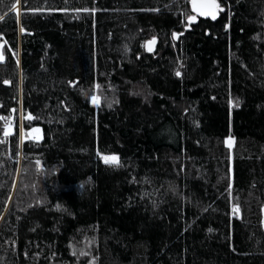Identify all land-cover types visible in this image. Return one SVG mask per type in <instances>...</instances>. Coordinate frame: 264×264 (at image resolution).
I'll return each instance as SVG.
<instances>
[{
    "label": "trees",
    "instance_id": "16d2710c",
    "mask_svg": "<svg viewBox=\"0 0 264 264\" xmlns=\"http://www.w3.org/2000/svg\"><path fill=\"white\" fill-rule=\"evenodd\" d=\"M217 1L0 3V264H264V0Z\"/></svg>",
    "mask_w": 264,
    "mask_h": 264
},
{
    "label": "snow or ice",
    "instance_id": "6c2138e0",
    "mask_svg": "<svg viewBox=\"0 0 264 264\" xmlns=\"http://www.w3.org/2000/svg\"><path fill=\"white\" fill-rule=\"evenodd\" d=\"M0 3H3V0H0ZM18 3H19V0H14V2L11 3L10 8H9V11L17 13V16L19 15V10L17 7ZM191 5H192V9H191L192 12L196 13L199 16H205V17L210 16L212 19L216 18V14L218 11L224 10L220 6V4L217 3V0H206V2H201V0H191ZM78 11H80V10H78ZM82 11H89V10L83 9ZM5 15H7V13ZM5 15H0V21H2L5 18ZM196 19H197L196 15H190V14L186 15V25H185L186 28L190 27L191 24L196 21ZM20 31L23 33L25 31V29L23 27H21ZM181 35H183V32H181V33L173 32L171 35V38H172V40L175 41V40H178L179 36H181ZM156 43H157V40L155 37H153L150 41H147L142 46L145 47L148 52H152L154 50V45ZM3 48H4V44L0 43V49H3ZM4 59H5V54L3 51H0V62L4 61ZM175 74L178 77L181 75L180 71H176ZM4 83L8 84L9 81H4ZM69 84H70V86L75 87V84L73 82H69ZM95 87H96V89L100 88L99 85H96ZM90 99H91V103L94 106H96V107L100 106V96L99 95L92 94ZM108 106L111 107L110 104ZM16 111H17L16 109H12L13 113H15ZM23 119L31 121V120L37 119V117H35L31 114H28V115H24ZM0 120L5 121L3 136L5 138H7L8 136H10L12 134V132H11V127H12L11 118L0 116ZM34 133L37 135H33ZM39 133H40L39 128H33L30 132L24 133V135L20 138L21 143L23 142L24 139H32V140L38 141L40 139V136L38 135ZM4 143H6V140L0 139V144H4ZM224 143L228 148H232L233 139L231 137L226 138ZM97 155L100 157V159L103 161V163L105 165H108L111 167H121L122 166L121 162H120V158L117 155H101L99 152L97 153ZM8 159H13V157L9 156ZM16 163L19 164V152H17ZM35 165H36L37 172H41L42 171L41 162L39 160H36ZM0 187H3V185H0ZM230 190H231V186H229V191ZM57 208L59 210V206H57ZM239 211H240V209L238 206H234L232 209L233 214H237V213H239ZM89 245H91V241L89 242ZM76 254H77V252L74 249L73 255H76ZM89 254L90 253H88L84 250H81L79 252V255H81V256H86Z\"/></svg>",
    "mask_w": 264,
    "mask_h": 264
},
{
    "label": "water",
    "instance_id": "95a60500",
    "mask_svg": "<svg viewBox=\"0 0 264 264\" xmlns=\"http://www.w3.org/2000/svg\"><path fill=\"white\" fill-rule=\"evenodd\" d=\"M201 2H206V0H201ZM217 3H218V1H217ZM219 4V3H218ZM196 16H198V17H203V18H211L210 16H208V17H205V16H199V15H197L196 13H194ZM218 14H219V11L217 12V14H216V17L218 16ZM212 19V18H211ZM154 47H155V45H154Z\"/></svg>",
    "mask_w": 264,
    "mask_h": 264
},
{
    "label": "rangeland",
    "instance_id": "374dc122",
    "mask_svg": "<svg viewBox=\"0 0 264 264\" xmlns=\"http://www.w3.org/2000/svg\"><path fill=\"white\" fill-rule=\"evenodd\" d=\"M11 131H12V129H11ZM263 214H264V210H263Z\"/></svg>",
    "mask_w": 264,
    "mask_h": 264
}]
</instances>
